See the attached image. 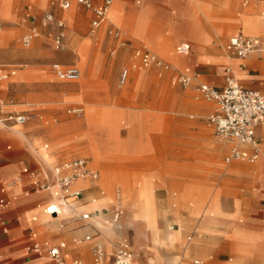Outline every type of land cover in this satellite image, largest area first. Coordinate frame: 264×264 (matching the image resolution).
Returning <instances> with one entry per match:
<instances>
[{
  "label": "crops",
  "instance_id": "0c3cea01",
  "mask_svg": "<svg viewBox=\"0 0 264 264\" xmlns=\"http://www.w3.org/2000/svg\"><path fill=\"white\" fill-rule=\"evenodd\" d=\"M14 1L0 0V15L7 16ZM28 1L37 2L30 8L33 7L35 13L39 14L43 12V6L48 0ZM105 1L93 0L97 7L104 6ZM53 5L59 6L64 11L72 9L74 5L83 7L74 3L70 9L65 10L55 0H53ZM263 9L264 0H252L250 7H247L246 4L242 5V0H112L106 20L97 30L95 36L106 25L108 17L111 25L107 28V33L111 35L110 28L118 29L121 32V37L117 38L119 42L130 44H128L129 47H126L127 49L120 51L118 59H112L113 62H110L108 69H104L107 72L108 84L112 87L120 67L129 61V50L133 52L134 60L141 66V55L149 52L157 55L170 66L169 69L155 68L164 71L170 70L172 64L161 58L158 53L162 54L163 48L170 41L182 40L183 42L176 47L179 57L175 61L179 66L187 67L183 70H176L175 83H178V78L181 75H188L192 78V82L186 86L190 87V92H199V87L203 84L223 89L226 85L227 69H231L243 87L264 94V12L260 15V11ZM86 10L92 13L93 21L94 13ZM49 13L53 15L51 12H47L46 15ZM83 13H85L84 10ZM215 21L224 26L231 21L240 24L242 33L239 32L233 36L243 34L255 37L261 41L263 50L246 58H239L230 47V40L226 47L220 46L216 42V33L213 27ZM0 23L2 24L1 32L3 30L1 18ZM122 29L133 40L145 42L152 49L145 44L135 45L124 35ZM150 32L156 35V40L149 39ZM182 45H189L188 53L179 52L178 49ZM5 46L6 42L0 37V82L16 76L19 71L18 68L9 64L13 61L14 54L4 49ZM82 56H84L83 52ZM55 64L60 63H54L51 67L57 77L53 68ZM135 67L136 65L133 68ZM124 69L129 70V76L127 81L122 84L121 76ZM124 69L119 74L120 85H125L134 74L131 68ZM25 75L27 73L21 71L18 76ZM96 76L95 68L87 70L88 80L92 81ZM114 91L117 92V89L114 88ZM18 97L35 102L39 99V93L29 91L19 93ZM202 99V101L193 104L195 110L204 114L214 113L216 104L203 97ZM0 105L4 107L2 117L33 115L27 109L17 108L25 104L7 100L2 87H0ZM87 105L88 112L83 120L84 124L81 127V122H79L76 123V126L81 129L88 126L90 130L87 135L97 139L94 150L91 149V142L87 139V151L93 162L89 158L87 159L98 172L99 178L96 181H77L73 185V189L80 190L81 196L77 199H70L69 204L66 205H62V202L54 198L49 191L39 190L34 185V181L53 182L55 179L53 167L66 162L50 163L47 159L49 154L43 151L49 148L48 144H45L42 149L35 147L37 134L32 131L33 123H29L32 119L24 125H12L10 128L0 125V199L9 201L7 207L0 209V264H53L46 258L27 250V247L39 243L43 246L44 254H46V243L57 244L59 242L65 244L62 253L67 261L81 260L88 264H92V251L97 243H102L105 247V264H112L117 246L127 243L133 252L135 264H139L128 241H118L111 251L110 245L102 241L105 233L103 234L99 229L100 223L97 222L101 211H95L99 209L95 205L98 201H103L105 197L97 198L99 194L92 190L91 186H96L100 180V170L94 165L96 164L93 157L94 151L102 154L100 163L114 161L112 156L106 154L105 142L99 135L100 120L103 112L109 106L98 108L94 103L88 102ZM115 113L121 116V112L117 109ZM133 131L134 129L129 133L131 134ZM256 136L263 154L254 162L242 160L226 162L225 160L228 165H223L221 163L222 155L233 147L227 142L214 141L212 143L214 150L190 154L193 159L191 163L187 164L191 171L190 181L182 184L180 190L199 192L202 195L190 198L188 201L187 194L180 196L178 200L180 206L185 208L189 215L183 217L177 214L175 216L177 228L173 232L162 229L163 243L169 238L172 239L179 252L165 261L162 260L163 263L178 264L183 260L187 261L183 264H264V124L256 128ZM240 148L252 150L246 146H240ZM181 165L185 164H179V166ZM25 169L35 172L36 178L34 179L26 173ZM144 185L149 186L152 190L150 178H145L140 183V186ZM209 194H212V198L208 201L206 210H203V195L208 196ZM187 202L190 203L189 207L185 206ZM122 203V197L118 195L108 206L111 209L103 210L104 213H110L111 219L108 221L111 224L110 229L118 228L121 225L124 214L118 222H114L112 218L116 207L124 209ZM53 205L59 206L60 214L47 212V207ZM74 209L81 214L89 213L92 219L87 222L79 220L73 213ZM202 213L204 221L197 226L198 233L194 238H190L189 245L185 244L186 232L194 228V220ZM81 222L85 223L82 226L83 229H81ZM84 233H87L86 243L81 245V235ZM87 236L92 238L88 240Z\"/></svg>",
  "mask_w": 264,
  "mask_h": 264
},
{
  "label": "rangeland",
  "instance_id": "374dc122",
  "mask_svg": "<svg viewBox=\"0 0 264 264\" xmlns=\"http://www.w3.org/2000/svg\"><path fill=\"white\" fill-rule=\"evenodd\" d=\"M35 4L37 2L15 0L8 15H0L3 21L0 37L6 42L4 49L14 54L13 61L9 64L19 69L16 76L1 81L0 87L4 89L7 100L25 104L17 108L27 109L33 114L29 123H33L32 131L37 134L35 147L42 149L45 144L49 145L43 151L49 154L47 159L50 163H63L79 157L89 158L93 162L87 151V138L94 140V143L97 139L87 135L90 130L88 126L81 129L76 123L85 119L87 102L94 103L98 108L109 106L100 120L99 135L105 142L106 154L112 156L114 161L96 162L94 165L100 170V180L96 186L89 185L99 194L97 198L105 197L95 205L99 208L95 211H101L97 222L100 223L99 229L105 233L102 241L110 245V251L118 241H128L139 264H165L162 260L179 253L175 242L170 238L163 244L155 241L154 228L149 225L152 221L132 216L127 198L129 195L125 191L143 188L145 185L140 186V183L145 178H150L160 212V227L173 232L177 228L175 216L189 215L180 206V196L187 194L188 201L202 195L199 192L180 190L182 184L190 181L191 171L187 165L193 161L190 154L214 150V141L225 143L215 135L210 124L209 117L213 113L204 114L195 110L193 104L203 100L201 94L198 91L190 92V87L175 83L176 70L187 67L179 66L175 61L179 57L176 47L183 41H170L163 48L162 54L158 53L172 64L168 71L142 67L129 50V61L120 67L111 87L104 69H108L112 59H118L120 51L127 49L130 43L121 44L116 37L107 33V28L111 25L108 17L106 25L95 36L91 34L92 13L84 7L74 5L72 9L64 11L53 5V0H48L43 6V12L36 14L33 7L30 8ZM245 4L250 7L252 0H242V5ZM47 12L55 16L54 23L46 21ZM263 12L264 9L260 11V15ZM59 22L64 23L62 30L66 36L64 46L60 49L55 46ZM213 27L216 42L223 47H226L234 34L242 33L241 25L234 21L226 26L215 21ZM31 30H36L39 36L30 47H25L22 38ZM122 31L135 45H148L133 40L123 29ZM155 36L149 33L151 41L156 40ZM148 47L151 48L149 45ZM54 63H60L64 67H79L81 78L73 83L59 80L51 70ZM93 68L96 69L97 76L90 81L86 73ZM124 68H133L134 74L125 85H120L119 74ZM21 71L27 75L19 77ZM29 91H37L39 99L29 102L18 97L19 93ZM77 105L84 107L82 116L69 112ZM116 109L121 112V116L115 113ZM133 129L130 134L129 131ZM230 151L229 148L222 155L223 165H228L225 158ZM118 195L123 200L124 216L120 228L110 229V213H104L103 210L111 209L108 206ZM211 198L212 194L203 195V210H206ZM189 205V202L185 203V206ZM203 221L202 213L194 220V228L186 232L185 244L191 243L190 238L196 236L197 226ZM83 224L85 223L81 222V229ZM86 234L81 235V245L86 243ZM185 262L187 261L182 260L178 264Z\"/></svg>",
  "mask_w": 264,
  "mask_h": 264
},
{
  "label": "built area",
  "instance_id": "2783aa9c",
  "mask_svg": "<svg viewBox=\"0 0 264 264\" xmlns=\"http://www.w3.org/2000/svg\"><path fill=\"white\" fill-rule=\"evenodd\" d=\"M63 9H70L74 3L82 5L86 9L92 11L95 15L92 21L91 34L95 35L97 30L106 20L108 8L112 0H106L104 6H95L93 0H55ZM48 23H54L55 17L52 14L46 15ZM59 34L55 39L56 48L64 46L65 31L64 23L59 22ZM2 24L0 23V30ZM109 33L116 38L121 37V32L118 29L110 28ZM39 33L36 30H31L23 36L22 43L25 47H30L34 40L38 38ZM126 44V42H123ZM230 47L235 51L239 58H246L251 54L263 50L261 41L255 37L238 34L230 39ZM179 52L188 53L189 45L179 47ZM142 66L161 67L169 69L170 66L164 63L157 55L146 52L141 55ZM54 71L57 77L62 81L75 82L78 81L82 73L76 66L64 67L60 64L54 65ZM129 76V70L124 69L121 76V83L124 84ZM192 82V78L188 75H181L178 78V83L183 86H188ZM199 92L203 98L216 104V111L209 117L210 123L214 128L215 135L222 141L233 145L230 153L226 157V162L234 160L242 161H257L263 151L259 147V141L256 136V128L264 124V94L243 87L237 78L233 75L231 69H227L226 85L223 89H217L211 85L203 84L199 87ZM3 105H0V125L5 128H10L12 125H24L33 118V115H20L2 117ZM70 113L82 116L84 108L75 106L69 110ZM240 146L251 148L242 149ZM48 147L47 145L45 146ZM55 179L53 182L34 181V185L39 190L49 191L51 195L62 202V205L69 204L70 199H77L81 196L80 190L73 189V185L77 181H96L99 178L98 172L91 166L89 159L76 158L72 161L59 164L53 167ZM25 172L30 174L34 179L35 172L25 169ZM9 201L0 199V209L7 207ZM61 207V205H60ZM47 212L50 214H60L61 211L52 209V206L47 207ZM74 215L83 221H90L92 216L89 213H82L74 209ZM124 209L116 207L113 212V221L118 222ZM87 236L86 239H91ZM65 247L63 242L57 244L46 243V254L44 248L39 243H34L27 247V250L36 253L38 256L46 258L53 264H88L81 260L67 261L63 257L62 250ZM92 264H105L106 251L102 243H97L92 251ZM112 264H135L133 252L127 243H122L117 246Z\"/></svg>",
  "mask_w": 264,
  "mask_h": 264
},
{
  "label": "bare ground",
  "instance_id": "6f19581e",
  "mask_svg": "<svg viewBox=\"0 0 264 264\" xmlns=\"http://www.w3.org/2000/svg\"><path fill=\"white\" fill-rule=\"evenodd\" d=\"M83 124L84 123L82 121L81 127ZM89 140L91 142L90 145L91 149L93 150L96 149V144L94 143V140L92 139ZM93 157L96 163L100 161L102 154L98 151H94ZM126 193H128L129 195V197L127 198L130 202V209L132 210V216L139 220H151L152 224H150L149 222V225H151V227L154 228L155 241L159 244H162L163 243V239L161 237L162 228L160 227L159 224L160 212L156 204V201L154 199V195L151 188L146 185L143 188H138L137 190L134 191H125V194ZM52 209L60 210L58 205H53Z\"/></svg>",
  "mask_w": 264,
  "mask_h": 264
}]
</instances>
